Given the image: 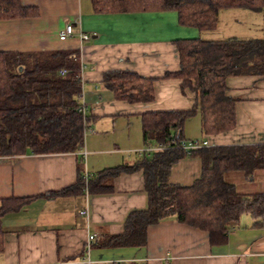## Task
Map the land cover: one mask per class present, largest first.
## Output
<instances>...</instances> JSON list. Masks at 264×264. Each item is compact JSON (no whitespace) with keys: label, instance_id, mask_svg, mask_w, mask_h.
<instances>
[{"label":"crops","instance_id":"1","mask_svg":"<svg viewBox=\"0 0 264 264\" xmlns=\"http://www.w3.org/2000/svg\"><path fill=\"white\" fill-rule=\"evenodd\" d=\"M20 1L37 14L0 21V51L77 52L80 67L86 66L80 70V78L88 127L78 154L0 157V201L32 199L2 219L0 264H264V226L255 225L246 214L231 228L222 246H210L205 232L175 219L149 226L144 247L97 245L105 233L121 234L131 212L147 209L141 170H121L107 178L110 191L91 194L83 188L82 193L55 195L77 185L80 174L87 173L88 182L103 170L132 166L136 153L145 147L141 114L193 108L194 96L188 90L181 91V81L163 79L165 73L179 69L174 41L264 38V9L221 10L217 27L199 32L180 26L173 11L100 15L92 12L90 0ZM68 24L74 36L60 41L59 32ZM80 34L89 35V39H79ZM209 34H214L213 38ZM119 70L154 79V100L135 104L115 101L103 77ZM226 85L228 96L237 99L236 126L230 132L206 137L209 147L263 145L264 77H230ZM182 134L185 141L203 139L198 114L187 118ZM200 173V159L188 156L171 167L169 181L190 186ZM258 178L261 186L255 193H264V170L256 171L250 179L241 172L225 175L226 181L242 194L254 192H250L252 188L237 187L247 189ZM82 211L85 215H80ZM240 224L242 229L235 230ZM90 235L94 236L91 242Z\"/></svg>","mask_w":264,"mask_h":264},{"label":"trees","instance_id":"2","mask_svg":"<svg viewBox=\"0 0 264 264\" xmlns=\"http://www.w3.org/2000/svg\"><path fill=\"white\" fill-rule=\"evenodd\" d=\"M94 14H133L173 11L182 27L199 32L213 31L224 9L261 11L264 0H90ZM36 10L20 0H0V21L29 18ZM179 69L163 79L181 81V91L194 96L186 112H146L140 115L144 144L166 149L136 153L132 166L124 165L100 172L93 180L79 183L68 192L110 191L107 178L119 171L141 170L148 195L147 209L131 212L121 234H103L97 245L109 248H141L146 245L147 228L163 220L205 232L210 246L228 241L231 228L246 214L257 226H264V193L242 194L225 179L229 172H241L250 179L264 170V144L250 146L204 147L185 152L177 146L185 141L183 126L198 114L203 139L232 131L236 126L235 103L228 96L230 77H264V38L173 42ZM75 51H0V157L32 154L79 153L83 148L88 119L82 117L80 64ZM65 70L64 75L60 74ZM152 78L127 70L104 74L103 84L115 101L128 104L154 100ZM201 161L200 177L190 186L169 181L171 167L185 157ZM80 164L82 158H79ZM51 196V195H44ZM31 198L0 201V252L3 250V217L21 210Z\"/></svg>","mask_w":264,"mask_h":264},{"label":"built area","instance_id":"3","mask_svg":"<svg viewBox=\"0 0 264 264\" xmlns=\"http://www.w3.org/2000/svg\"><path fill=\"white\" fill-rule=\"evenodd\" d=\"M73 36L74 35H73V32H72V25L68 24L59 32L58 38H59L60 41H65L67 39L72 38ZM78 37L81 40H88L89 39V35H86V34H80ZM85 68H86L85 65H81L80 70L82 71ZM65 73H66L65 70H61L60 71L61 75H64ZM79 111H80V113H81V115H82V117L84 119L85 118V113H86V108L82 104V102H81V107L79 108ZM177 147L179 149L185 151V152H190L192 150H197V149H200V148L209 147V142H208V140L206 138L205 139H201V140L182 141ZM163 149H166V147H164V146H156V145L153 146L152 144L148 143L139 152V154H141V153H150L152 151L163 150ZM82 179H84L85 182L88 180L87 173H84L82 175ZM85 190H86V187H85ZM80 215H85V211H82L80 213ZM93 239H94L93 235H90L88 237V241L89 242H91Z\"/></svg>","mask_w":264,"mask_h":264},{"label":"rangeland","instance_id":"4","mask_svg":"<svg viewBox=\"0 0 264 264\" xmlns=\"http://www.w3.org/2000/svg\"><path fill=\"white\" fill-rule=\"evenodd\" d=\"M212 38H213V35L214 34H209ZM153 145V144H152ZM154 146V145H153ZM260 178H258V180L256 181V183H254V184H252V185H248L246 188L247 189H242V188H244V187H241V186H239V187H237V190H248V189H250V188H252V191H250V192H256L255 190H257V188H260ZM247 192V191H246ZM247 217V219H250L249 218V216H246ZM242 227L243 226H241V224L240 225H238L236 228H235V230H238V229H242ZM232 231V230H231ZM230 231V232H231Z\"/></svg>","mask_w":264,"mask_h":264}]
</instances>
